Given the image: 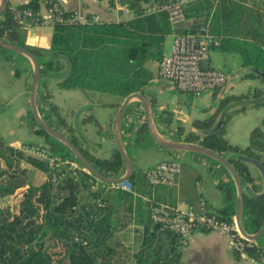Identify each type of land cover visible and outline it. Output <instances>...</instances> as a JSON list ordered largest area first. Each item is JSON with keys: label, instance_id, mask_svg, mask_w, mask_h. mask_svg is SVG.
<instances>
[{"label": "trees", "instance_id": "1", "mask_svg": "<svg viewBox=\"0 0 264 264\" xmlns=\"http://www.w3.org/2000/svg\"><path fill=\"white\" fill-rule=\"evenodd\" d=\"M160 2L118 0L132 12L133 17L128 20L54 23L47 53L25 46L17 32L22 24L13 19L6 3L0 19V39L29 49L39 62L40 77L55 74L60 87L79 88L99 106L118 107L130 93L143 92L156 76L154 67L164 55V38L172 31L165 11H147ZM17 7L32 11L41 8L39 0ZM184 11L186 17H203L204 27L207 24L205 33L219 40L216 48L237 53L244 68L262 73L250 70L245 76L257 77L264 84V11L248 7L244 0H194ZM216 101L209 117L192 122L200 134L186 133L181 126H177V134L186 142L199 143L227 157L247 186L242 225L246 232L254 233L264 225V190L249 171L246 159L258 161L264 169V114L261 125L250 132L245 147L229 143L225 131L231 107L242 110L252 105L264 109V87L217 97ZM40 111L44 121L68 137L101 174H122L124 162L117 149L108 158L95 157L79 144L72 127L65 124L54 105ZM22 121L44 137V144L40 145L58 156L60 162L49 166L19 147L0 144V202L7 200L6 205L0 206V264H183L179 235L151 219L154 201L134 194V178L143 175L141 172L134 171L128 178L130 190L106 184L72 166L74 162L80 164L64 144L36 123L31 111ZM87 122L100 127L91 113L81 119V123ZM131 126L127 125L124 131H131ZM133 135L135 146L151 142L144 120ZM16 160L27 162L44 175L31 183L28 178L34 177L25 175ZM218 187L224 190V204L213 213L233 223V187L223 182ZM132 225L137 229V240L127 244L120 233ZM244 250L247 257L256 260L264 253L255 245Z\"/></svg>", "mask_w": 264, "mask_h": 264}, {"label": "crops", "instance_id": "2", "mask_svg": "<svg viewBox=\"0 0 264 264\" xmlns=\"http://www.w3.org/2000/svg\"><path fill=\"white\" fill-rule=\"evenodd\" d=\"M29 1L6 0V3L18 6ZM56 1L65 12H77L84 17H93L96 18L95 22L128 20L133 17L128 8L120 4L112 5L110 0ZM193 1L186 0V6ZM39 3L40 11L43 13L44 5L41 0ZM244 3L252 9L264 11V0H244ZM203 24V17H186L181 26L187 31L200 30L201 34H204L207 24L205 27ZM52 31V25L17 28L26 47L39 49L44 53H47L50 48ZM172 39L173 27L171 33L164 38V55L169 52ZM3 49L0 47V144L19 148L29 143L43 145L44 137L35 134L33 129L22 121V117L30 112L31 62L22 54L12 51L9 53ZM233 54L237 53L222 51L218 48L211 50V66L224 71L227 80L219 90L203 91L196 96L180 91L170 79L159 76L158 64H156L154 67L156 76L149 81L141 93L150 102L152 124L159 135L168 140L184 141L183 137L177 134V126L183 127L186 133L195 131L192 122L209 117L215 111L217 97L244 93L255 87H264L259 78L245 76L249 70L242 66L241 58L239 60ZM58 82V76L52 73L40 77L36 89V104L40 115L42 116L40 110H46L50 104L54 105L65 124L72 127L73 134L84 149L95 157L108 158L116 149L113 120L119 106H99L93 103L81 89L63 88L58 85ZM46 93L49 97H46ZM238 107L233 106L229 109L232 112L226 124L225 137L229 143L245 147L249 143L250 132L261 125L264 109L246 105L242 110H235ZM90 113L100 124L99 128L90 122L81 123L84 115ZM143 120L145 121L142 103L137 98H131L123 114L120 141L132 161L133 172L138 171L143 174L145 168L167 159L178 160L180 171L171 184L148 186L143 175L135 176L133 183L135 195L188 214L197 212L201 205H205L211 212L221 207L224 204V190L218 187L220 182L232 185L234 198H236V188L231 176L214 159L197 152L165 149L152 138L147 146H135L134 129ZM129 124L132 125V130L124 131ZM195 133L200 134L198 131ZM16 161L18 168L25 171V175H44L34 173L35 168L27 162ZM249 171L258 180L263 191L264 179L260 171L253 165L249 166ZM125 172L124 167L122 174ZM242 186L246 192L247 186L244 182ZM136 230L132 225L128 227L124 238L120 236L125 243L133 244L137 240ZM255 245L264 250V234L255 242ZM180 250V259L183 264H261L251 261L248 257H236L229 238L210 230H194L186 239V243L181 244Z\"/></svg>", "mask_w": 264, "mask_h": 264}, {"label": "built area", "instance_id": "3", "mask_svg": "<svg viewBox=\"0 0 264 264\" xmlns=\"http://www.w3.org/2000/svg\"><path fill=\"white\" fill-rule=\"evenodd\" d=\"M44 12L39 10L18 8L9 5L12 17L24 27L34 25L62 24H85L96 20V18L84 17L77 12H65L56 0H41ZM119 6L118 0H114ZM186 0H162L147 11H165L167 19L173 27V39L170 50L163 55L158 62L157 74L170 79L180 91L199 95L203 91L214 90L222 87L227 80V75L221 69L210 64V52L219 45V40L207 33L198 34L183 31L182 23L185 21ZM21 150L41 159L49 166L56 165L60 158L52 155L46 146L37 144H24ZM72 166L82 169L76 162ZM180 171V162L176 159L162 160L151 167L143 170L144 179L150 185L171 184ZM120 188L130 190V183L125 180L121 183L112 184ZM151 219L159 222L179 235V242L186 243L188 236L196 229L204 228L215 231L229 238L233 249L240 257H247L244 248L253 246L255 242L244 239L236 228L235 222H227L218 218L209 211L205 205L193 213L188 214L176 208L154 203L151 208ZM257 246V245H255ZM253 262L264 264V253L259 259L248 257Z\"/></svg>", "mask_w": 264, "mask_h": 264}, {"label": "water", "instance_id": "4", "mask_svg": "<svg viewBox=\"0 0 264 264\" xmlns=\"http://www.w3.org/2000/svg\"><path fill=\"white\" fill-rule=\"evenodd\" d=\"M5 5H6V0H0V13L5 7ZM0 47L7 49L9 51H12V52L22 54L29 59L32 65L31 83H30V91H29L30 111L36 123L47 134H49L51 137L55 138L57 141L64 144L67 147V149L70 151V153L75 157V159L77 160V162L80 164V166L82 167L84 171L90 173L91 175L96 177L98 180L106 184L121 183L125 180H128V178L132 175V172H133L132 161L120 141V126H121L123 114L126 110L128 101L131 98H137L142 103V106H143L144 119H145V123L148 128L149 135L158 145H160L161 147L165 149H170V150H184V151H192V152L200 153L202 155H205V156H208L214 159L226 169L228 174L231 176L233 183L235 185V188H236L234 222L241 236L248 241L256 242L264 234V225L254 233H248L243 228L242 202H243V194L245 191L243 189L242 181L240 177L238 176L233 165L227 160V157L207 147H204L200 145L199 143L168 140V139L163 138L161 135H159L155 131L154 126L152 124V111H151L150 102L148 98L141 92H134V93H130L129 95H127L122 100L121 104L119 105L116 115L113 120V131H114L113 135H114L115 146H116V149L121 154V157L124 162V167L126 168V172L120 176H115V177L106 176V175L101 174L89 162V160L82 154L79 148L68 137H66L62 133L52 128L49 124H47L44 121V119L40 115L38 108H37V104H36V89H37L39 79H40V65H39L37 58L34 56V54L26 47L15 45V44L6 42L2 39H0ZM248 70L250 71L251 69H248ZM253 71L262 75V73H260L258 70H253ZM246 161L250 165L255 166L260 171L264 179V169L261 166V164L256 160L246 159Z\"/></svg>", "mask_w": 264, "mask_h": 264}, {"label": "rangeland", "instance_id": "5", "mask_svg": "<svg viewBox=\"0 0 264 264\" xmlns=\"http://www.w3.org/2000/svg\"><path fill=\"white\" fill-rule=\"evenodd\" d=\"M233 55H235V57H237V59H239L240 60V57H239V55L238 54H233ZM221 67H223V66H221ZM151 158H152V160H154V158L152 157V156H150ZM33 168H35V167H33ZM34 170V173L35 172H38V173H40V174H43L41 171H39L38 169H33ZM31 177H34V178H28L29 180H30V182L31 183H33V182H37V178H39V176H42V175H30ZM139 175H136V177H138ZM10 200L8 199V202H9ZM7 204V200H5L3 203L2 202H0V206H4V205H6ZM128 230V228L127 229H125L124 231H122L121 233H120V235L124 238V236H125V232Z\"/></svg>", "mask_w": 264, "mask_h": 264}]
</instances>
